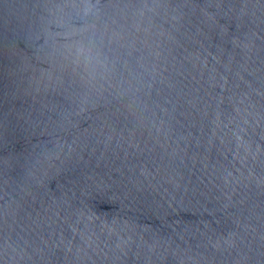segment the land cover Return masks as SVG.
Listing matches in <instances>:
<instances>
[{
  "label": "water",
  "instance_id": "water-1",
  "mask_svg": "<svg viewBox=\"0 0 264 264\" xmlns=\"http://www.w3.org/2000/svg\"><path fill=\"white\" fill-rule=\"evenodd\" d=\"M0 264H264V0H0Z\"/></svg>",
  "mask_w": 264,
  "mask_h": 264
}]
</instances>
